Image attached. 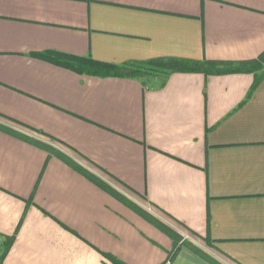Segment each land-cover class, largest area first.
<instances>
[{"label":"crops","instance_id":"1","mask_svg":"<svg viewBox=\"0 0 264 264\" xmlns=\"http://www.w3.org/2000/svg\"><path fill=\"white\" fill-rule=\"evenodd\" d=\"M46 52L254 60L264 0H0V264H213L194 247L264 264V77L253 89V73L174 72L145 86L35 56ZM41 145L179 234L178 253Z\"/></svg>","mask_w":264,"mask_h":264},{"label":"trees","instance_id":"2","mask_svg":"<svg viewBox=\"0 0 264 264\" xmlns=\"http://www.w3.org/2000/svg\"><path fill=\"white\" fill-rule=\"evenodd\" d=\"M35 56L54 62L61 66L67 67L81 75H90V76H98V77H123V78H134L141 80V82L146 86L147 82H150L153 78H158L160 80L157 87H163L168 77L174 72H195V73H204L206 75H221V74H229V73H253L255 74V85L253 89L256 87L258 82L264 77V52L254 60L249 61H241V62H224V61H216V60H187L182 58H174V57H163L156 58L146 61H134L128 62L124 64H115L102 62L94 59L91 56L86 57H77L71 56L68 54H62L58 52H46L41 54H36ZM47 148L50 152L58 155L76 170L80 171L93 181H95L99 186L103 189L119 198L125 204L139 212L143 215L147 220L155 224L162 231L167 233L175 240V250L172 254V258L178 253L180 249V242L183 238L176 234L173 230L168 228L162 222L152 217L147 212L139 209L132 202H130L127 198L119 194L116 190L111 188L108 184L103 182L102 180L96 178L93 174H91L88 170H86L83 166L75 162L68 155L62 153L61 151L51 148L49 146L41 145ZM186 245L188 242H184ZM209 244V241H207ZM195 251L205 257L208 261L213 264L216 262L206 255L203 251L195 248ZM110 257V256H108ZM116 264H122L121 262L110 257Z\"/></svg>","mask_w":264,"mask_h":264},{"label":"rangeland","instance_id":"3","mask_svg":"<svg viewBox=\"0 0 264 264\" xmlns=\"http://www.w3.org/2000/svg\"><path fill=\"white\" fill-rule=\"evenodd\" d=\"M200 246H202L206 250H209V249H207L206 245L203 242H201V241H200ZM1 255H2V248L0 247V258H1Z\"/></svg>","mask_w":264,"mask_h":264},{"label":"built area","instance_id":"4","mask_svg":"<svg viewBox=\"0 0 264 264\" xmlns=\"http://www.w3.org/2000/svg\"><path fill=\"white\" fill-rule=\"evenodd\" d=\"M163 264H171V261L168 260L167 262L163 263Z\"/></svg>","mask_w":264,"mask_h":264}]
</instances>
